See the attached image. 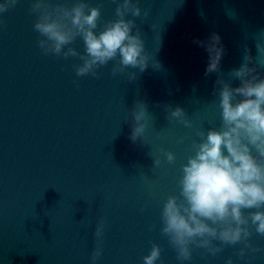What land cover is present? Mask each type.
Returning <instances> with one entry per match:
<instances>
[{"label": "water", "instance_id": "water-1", "mask_svg": "<svg viewBox=\"0 0 264 264\" xmlns=\"http://www.w3.org/2000/svg\"><path fill=\"white\" fill-rule=\"evenodd\" d=\"M52 2L71 7L76 0ZM86 2L101 6L97 33L117 19L113 0ZM139 6L149 16L126 19L135 20L133 34L138 28L149 66L115 76L119 57L96 76H77L78 56L45 54L31 0L0 15V264H90L100 219L106 226L97 264H143L152 243L162 249L157 264H181L160 231L161 210L169 195L179 194L182 165L201 139L197 132L220 127L217 77L239 86L230 73L246 49L256 64L264 0H140ZM213 32L225 52L220 72L205 76L208 53L193 40ZM70 46L84 53L81 38ZM138 100L147 105V128L133 142L129 111ZM166 104L183 108L192 127L172 118ZM160 149L173 152L175 161L168 163ZM157 157L161 164L153 167ZM252 233L258 252L241 258L243 244H236L212 256L193 246L183 264H225L228 257L264 264V236L254 226Z\"/></svg>", "mask_w": 264, "mask_h": 264}, {"label": "clouds", "instance_id": "clouds-1", "mask_svg": "<svg viewBox=\"0 0 264 264\" xmlns=\"http://www.w3.org/2000/svg\"><path fill=\"white\" fill-rule=\"evenodd\" d=\"M18 2H0V15ZM113 3L117 19L107 21L97 33L102 18L99 4L90 6L86 0H76L68 7L52 0H31L30 11L37 15L33 28L42 37L37 40L38 46L45 54L62 55L65 59L78 56L82 63L74 66L77 76L90 73L96 76L98 68L117 57L113 76L129 67L145 71L150 54L138 28L133 34L135 20L126 17L130 14L147 18L150 9H142L140 0H113ZM78 37L84 43L83 54L70 46ZM193 43L208 53L205 76L219 73L225 52L219 34L213 32L204 40L195 38ZM256 47L259 52L256 64H252L253 57L246 49L243 63L231 70L230 75L239 80V86L233 87L221 76L214 82L213 94L219 97L220 127L197 132L201 139L193 142L194 154L182 165L179 194L169 195L163 204L160 231L168 238L181 264L192 259L193 246L212 256L222 252L225 245L243 244L237 252L241 258L260 251L249 240L253 226L255 233L264 236V75L256 66L264 67V45L257 43ZM154 65L160 67L158 62ZM135 79L136 73L132 72L129 80ZM163 107L166 112L171 109V117L180 124L192 127L183 108L173 109L170 104ZM129 112L133 121L130 139L137 142L143 139L147 128V105L138 100ZM160 151L168 163L175 161L173 152ZM160 164L159 157L153 160V167ZM105 226L104 219L97 222L96 247L90 264H97L103 254ZM161 252L160 245L152 243L143 264H157ZM225 264L234 262L228 257Z\"/></svg>", "mask_w": 264, "mask_h": 264}]
</instances>
